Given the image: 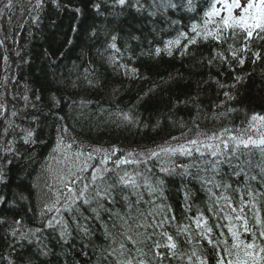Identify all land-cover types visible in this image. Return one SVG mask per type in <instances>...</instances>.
<instances>
[{"label":"trees","instance_id":"trees-1","mask_svg":"<svg viewBox=\"0 0 264 264\" xmlns=\"http://www.w3.org/2000/svg\"><path fill=\"white\" fill-rule=\"evenodd\" d=\"M144 1L154 0H139ZM211 2L192 0L193 10L181 13L183 4L187 6V0H171L177 7L157 21L141 17L128 4L114 6V0H42L40 7L30 5L34 2H17L3 10L0 34H6L10 39L8 44L0 39V76L11 92L7 96L15 97L14 100L22 102L23 106L13 117L6 119L0 116V160L3 161L5 155L13 160L5 172H2L3 163H0V264H88L85 254L94 259L103 248L101 244L107 243L105 237L95 231L91 221L81 220V223H87L88 235L78 232L72 226L71 214L63 210L56 217L62 215L69 221L72 236L68 240H73L71 247L58 246L57 239L61 240L58 227L40 231L31 239L29 235L21 238V233H26L25 227H18L15 222L37 213L45 198L41 199L40 186L47 183V178L36 165L47 152L49 140L58 127L52 116L48 117L42 109L32 110L31 104L46 111L60 113L62 108L72 112L80 125L93 133L98 132L95 138L84 137L87 139L79 142L98 146L122 143L135 148L152 145L159 139L172 140L176 133L177 136L182 135L187 131L180 127L189 123L188 118H194L190 121L195 127L184 136L193 138L197 132L211 135L220 133L222 129L237 134L248 127L254 113L264 116V44L255 41L250 45V52H239L238 56L245 60L243 65L228 52V43H233L232 40L220 44L211 38L204 40L199 37L185 50L183 45L188 43V39L180 36L179 45L173 43L174 48L167 51L162 45L160 54L156 53L155 44L160 42L168 21L183 26L180 33L193 35L190 32L192 24L203 22L204 12ZM97 4L99 9L95 7ZM33 20H39L38 24L35 25ZM113 35L121 48L130 51L122 66L124 55L117 63L108 64L106 60L113 57L112 49L108 47ZM242 43L241 39L234 46L239 48ZM214 49L225 54L226 62L222 63L217 57L209 65ZM257 50L261 58L254 64L252 53ZM132 69L136 70L135 73ZM236 77L241 79L237 81ZM224 92H229L232 99H227ZM113 97L119 99L118 104L112 103ZM83 100L93 102L95 107L82 114L86 109ZM100 104H104L102 108L106 111H111L110 119L113 112L128 113L139 122V127L125 137L121 134L122 121L108 125L106 121L110 119H106V111L93 113L101 108ZM228 109L234 111L229 112ZM85 114H88V121H84ZM29 130L33 136L24 143L20 139H24ZM119 139L128 142H117ZM173 159L176 162L177 159ZM258 160L257 151L253 165ZM181 163H190V159L182 157ZM160 166L153 160L148 165L122 164L121 170L150 167L154 175L163 179V198L157 203L170 206V215L176 217L172 223L174 229L178 224H189L188 218L195 217L198 211L209 218L210 225L227 223L217 221L214 214L207 211L209 193L199 179L159 173ZM258 172L255 167L251 170L252 175ZM177 176L183 185L178 183ZM217 179L231 185L226 194L238 201L239 193L232 189L243 185L244 176L232 175L225 163L221 164ZM251 187L264 191L257 181L251 182ZM186 192L189 196L187 201ZM130 199L134 201L135 197ZM144 199H151L147 192H144ZM141 207L146 209L148 205L142 204ZM260 208L261 222L264 223V200H261ZM81 210L86 212L89 209L83 206ZM122 211L125 212L126 208ZM248 215L251 216V212ZM191 228L195 230V224H191ZM13 229H17L15 235ZM219 229L216 228L215 233ZM242 238L249 242L252 239L249 234H242ZM228 239L230 241V237ZM180 240L184 237L181 236ZM195 244V241L193 245L187 244L186 249H192ZM38 251L48 253L40 256ZM207 259L209 264H215L213 251L207 253Z\"/></svg>","mask_w":264,"mask_h":264},{"label":"snow or ice","instance_id":"snow-or-ice-1","mask_svg":"<svg viewBox=\"0 0 264 264\" xmlns=\"http://www.w3.org/2000/svg\"><path fill=\"white\" fill-rule=\"evenodd\" d=\"M42 0H37L36 7H40ZM55 2V0H53ZM130 3V0H114V6L121 7ZM11 0H9V5ZM138 11L144 5L136 0L133 5ZM153 6L159 11L161 8L177 7L171 0H154ZM7 7V6H6ZM99 9V5H95ZM187 10L192 11V0H187ZM79 11V10H77ZM155 13H149L154 15ZM35 19V18H34ZM190 32L193 34L189 38V33H180L182 38H187L188 43L183 45L186 50L189 45L195 44L197 38L204 40L209 38L220 44L232 40L228 43V52L233 59H238L239 63H245L244 58L238 56L239 52H250V45L258 41L264 44V0H212L207 11L204 12L203 22H194ZM132 39H137L132 37ZM242 39L243 43L239 48L234 44ZM108 45L117 53V37H111ZM180 44V40L169 41L166 47L171 44ZM162 50L156 49L160 54ZM214 56L208 63L211 65L217 57L221 62H226L227 57L224 53L213 50ZM183 54V53H182ZM171 55V51H169ZM255 64L261 58L259 50L252 53ZM113 63H117L112 58ZM122 66V65H121ZM135 69L132 72L135 73ZM241 78L236 77L239 81ZM91 83V81H89ZM221 88L225 85H220ZM234 87V85H233ZM224 96L231 100L229 92H224ZM223 103V102H222ZM229 112L234 109H228ZM122 121L134 122L128 113H118ZM224 115V113H221ZM261 122L264 127V116L253 114L249 120V128L239 135L231 133L229 129H222L219 134L211 135L197 132L192 139L185 140L183 143L175 145L168 144L157 146L152 150L135 153L128 152L127 157L140 158H118L111 159L107 150L99 164L89 165L85 161L80 167H70L67 172L63 170L57 176L59 189H55L56 199L51 205H45L48 212L55 210L57 214L65 211L71 214V222L76 225V230L84 235L89 234L87 221L81 213V207L87 206L93 214L92 218L101 219V213H107L111 222V229L108 221L104 222V237L107 244L101 249L98 256L99 264H164L165 261H176L177 264H209L208 259L199 251L206 242L215 254V264H264V223L260 217V203L264 200V191L256 190L251 187V182L257 181L261 189H264V132H259L256 122ZM255 131L254 137L251 133ZM245 132L248 134L245 135ZM227 134V138H225ZM33 136L31 130L26 132L25 143H28ZM203 136V139H201ZM176 140V137L172 138ZM63 137L58 139V148L62 144ZM65 147L71 148L68 144ZM120 151L112 149V156ZM259 152V160L253 165V157ZM83 153H79L76 159ZM89 159H96L93 153L88 154ZM183 156L190 159V163H176L173 157ZM68 159V156H65ZM156 160L161 165L159 173L166 175L195 176L209 193V207L207 211L213 213V218L217 221H227V223L209 224V218L203 212H197L195 217H189V224H178L175 236L167 231L175 220L170 206L157 203L163 198L164 181L158 175L153 174L150 167L141 170L140 167L132 171H122L121 165H148ZM111 162L113 167L107 165ZM227 164L234 176H244L242 186L232 189L239 193V200H234L227 195L231 185L217 179L221 164ZM258 168L257 175H252V168ZM51 171V169H49ZM194 170V172L192 171ZM91 173L90 178L82 176L81 173ZM114 175V179L112 178ZM144 192H147L151 199H144ZM127 193V194H125ZM125 202L126 211L121 214L119 211H112V207L117 203V197ZM130 197H135L133 201ZM247 197V199L245 198ZM189 198L185 193V200ZM2 199V198H0ZM223 201V203H221ZM96 205L92 207V205ZM142 204H147L145 209ZM187 210L190 206L186 205ZM251 212V216L248 213ZM43 214V213H42ZM254 221V223H253ZM236 222H240L237 224ZM17 225L21 221L15 222ZM195 224V230L191 228ZM251 224V226H250ZM46 228H59V238L67 243L72 236V229L69 221L62 215L48 220ZM227 229V237L224 231L215 233V229ZM41 229L30 230L29 233H21V238L25 239L29 234L39 233ZM17 229H13L15 235ZM242 234L251 235V241L242 238ZM183 236L188 245H193L190 252L181 249L178 238ZM259 241V242H257ZM47 254V252H43Z\"/></svg>","mask_w":264,"mask_h":264},{"label":"bare ground","instance_id":"bare-ground-1","mask_svg":"<svg viewBox=\"0 0 264 264\" xmlns=\"http://www.w3.org/2000/svg\"><path fill=\"white\" fill-rule=\"evenodd\" d=\"M17 2H19V3L34 2V3L30 4V5H32V4H36L37 0H11L10 6H8L9 0H0V14L3 12V10L15 5ZM156 2L159 3L160 1L156 0ZM140 3L144 5V8L140 11H138L136 9V7L133 6L134 4H136V2L133 3L132 1H130V3H128V5H129V8H132V10L134 12L141 14V17H145V18L153 20V21L164 19L168 13L173 12L172 7L161 8L159 11H157V9L153 6L154 1H144V2H140ZM186 11H188L187 6H186V4H183V8H181L180 12L181 13H187ZM150 12L155 13V14L149 15ZM168 19L169 20L171 19L170 16L168 17ZM196 19H197V17L194 18V21ZM38 21L39 20H33L32 22L35 23V25H36V24H38ZM164 29H165V31H163V33L160 36L161 37L160 42L155 44V47L158 48V47L163 45V50L167 51L170 47L172 48V46H173V44H171L170 46L166 47V45H168V42L169 41H175V40L179 39L180 31H183L184 27L179 26V25L177 26L174 24V22L168 21V23L165 24ZM172 31H174V32H172ZM23 32H25V30H23ZM190 37H191V34H189V38ZM0 39L4 40L8 44V40L10 39V36L1 33ZM109 40L111 41V39H109ZM111 42H109L108 45ZM117 47L120 49V53H117L114 49H112V55L114 58L117 59V62H120V58L124 55V58H123L122 63H121V65H122V64H124V60L128 57V53L130 54V51L128 49L125 50L123 47L121 48L118 44H117ZM109 49H111V48L109 47ZM160 49H161V47H160ZM10 53H12V52H10ZM113 57H107L106 58L108 64L113 63V62H111ZM5 83L3 82V78L0 76V94L1 93L10 94L11 93V92H9V90L6 89V87L4 85ZM14 95L16 96L17 94L15 93ZM12 98H15V97H12ZM113 98H114V101H112V103L118 104L119 99H116L115 97H113ZM117 98H120V95H118ZM84 102H85L84 105H86V107H85L86 109L84 110V112H82V114L86 113L87 110H89L90 108L95 107L94 103L91 101L85 100ZM103 105L104 104H100L99 106L101 108H99L95 112H93V111H91V112L97 114L99 112L106 111L104 108H102ZM22 106H23L22 102H19V101L13 99L10 103H7L4 112L0 116H4L6 119L13 117L17 113V111H19L21 109ZM31 106H33L32 110H34V111H37L38 109H42V111L45 112L48 117L52 116L56 120V122L58 123V127L55 128V131L53 132L54 135H52L51 140H49V144H48L49 148H48L47 152H45L43 154L42 158L39 160L38 164L36 165V166H38V171L41 170V172H43L47 178V183L41 184V186H40V190H42V198L41 199H43L44 197L45 198L42 201L40 208L38 209L37 213L35 212L34 215L28 217L27 218L28 220L27 219H19V221H21V224L17 225L18 227H25L26 233H29L30 230H35V229H41V231L46 230V229H51V228H46L45 225L47 224L48 220L52 219L54 216L57 215L55 210H53L52 212H48L45 209V205L46 204L51 205L53 203V201H55L56 197L54 196L53 190L60 188V185L57 183V180H55V178H54L53 182L50 183V181H49V174H50L49 168H53L55 159L59 158V153L68 152L69 154H71L72 148L69 149V148L65 147L66 145H68V144L72 145V143L77 145V143H82V142H79L80 140L83 141L87 138H90V139L95 138V136L98 135V132L93 133L94 131H92L90 129L88 130L85 126L80 125L79 121L76 119L78 117L76 115H71L72 112H69L67 110H63L61 108L62 112L57 113V111H51V110L46 111L43 107H41L39 105L31 104ZM63 112L65 115L63 114ZM106 112H107L106 114L108 115V116L106 115L107 116L106 119H110L109 113L111 111H106ZM117 114H118L117 111L111 113L112 119L106 121V123H109L108 125H114L115 123H117V120L122 121L121 119L118 118ZM85 115H86L85 118L83 116L84 121H88V119H87L88 114H85ZM191 119H194V118H188L189 123L185 126L182 125L180 127V129H184L187 132H184V133H182V135H179V136H177L178 133H176L174 136L177 138L176 140L192 139V138H187L186 136H184V135H187V133H189L195 127V124H193V122L190 121ZM103 120H104V118H103ZM132 120L134 121L132 123H129L126 121L121 122V126H122L121 134H123L125 137L130 136V135H128V133L133 132L134 130H136L139 127V122L135 121L134 119H132ZM183 123H184V121H182V124ZM60 137H63L61 147H63L65 149L64 151H60V150L57 151L58 139ZM84 137H87V138H84ZM20 140H22V142L25 143L24 139H20ZM159 140L160 141L152 143V145H149V146L140 145L137 147V149L150 150L153 146L156 147V145L160 144L161 142L166 143V142L171 141V139L169 141L166 139H164V140L159 139ZM44 141H47V140H44ZM117 142H128V141L119 139ZM83 144H85V143H83ZM86 145H90V144H86ZM91 146H95V147H97V149H100V150H109L107 152H108L109 156L111 157V159L113 158L112 157V149L113 148H116V149H119V148H135V147L125 146L122 143H117L116 145H109V146H107V145L106 146H98L96 144H92ZM103 152L104 151H98V153L94 152L95 153L94 156L96 157V159H94V160L92 159L90 165L99 164L101 158H98V157ZM182 157L183 156H176L175 157L177 159L176 163H181ZM12 161L13 160L9 156H6V155L4 156L3 161L0 160V163L1 162L3 163L2 172H5L7 170V168L9 167V165ZM110 164H111V162H109V165ZM51 175H52V177H55L53 174V170H51ZM81 175L90 178L91 173L89 171L87 173H81ZM176 179L180 185H183V182L179 180V176H177ZM176 186H178V185H176ZM183 189H185V187H183ZM95 206H93V207H95ZM111 207H112V211H114V212L119 211L122 214V212H123L122 209L125 208V202L118 196L117 197V203ZM88 209L89 210H87L86 212H85V210H81L82 215L84 217H88L89 219L87 221H91L94 225L95 231H97L98 234H100V235H102V237H104V227H103L104 222L108 221V227L111 229V222L109 221L108 214L102 212L101 213V219L97 220V219L92 218L93 214H90L91 210H90V208H88ZM72 226L76 227L75 224H72ZM174 227L171 224L170 226H168L167 231L170 234H173L175 236L176 229H174ZM220 231H224L226 234L225 238H228L227 237V229H219V232ZM29 236L31 239L32 234H29ZM57 241H59L58 246H60V247H61V245L69 246V247H71L73 245V242H72L73 240H68L67 243H65L62 240H58V239H57ZM178 242H179L181 249H183L187 252L191 251V249H186L187 244L185 243L184 240H180V237L178 238ZM105 243H106V241H105ZM203 244H204V246L202 248H200L199 251L203 253L205 258H207V253H210L212 251V249L210 246L207 245L206 242H203ZM32 245H33V243H32ZM101 245L103 247L105 246V244L104 245L101 244ZM38 252H39L40 256L45 255V254H43V252H45V251H38ZM84 252H87V251L84 250ZM66 253L68 254L69 258L71 259L70 252L68 249H66ZM99 254H100V251H99ZM99 254L93 259V258L88 257V253H86L85 254V256H86L85 260L87 261L88 264H99V261H98ZM77 264H79V263H77ZM164 264H177V262L174 260L173 261H165ZM184 264H187V259H185Z\"/></svg>","mask_w":264,"mask_h":264},{"label":"rangeland","instance_id":"rangeland-1","mask_svg":"<svg viewBox=\"0 0 264 264\" xmlns=\"http://www.w3.org/2000/svg\"><path fill=\"white\" fill-rule=\"evenodd\" d=\"M13 99L14 98L8 97L7 94H5V93H1L0 94V115L4 112L5 107H6V103L7 102L9 103ZM30 109L31 108L28 109V112H30ZM26 110H27V108H26ZM256 124H257L258 131L259 132H264V127L260 126L261 122L257 121ZM248 128H249V125H248V127L246 129H248ZM241 132H244V131H242V130L240 131L239 130L238 133L235 134V135H239ZM247 134L248 133L245 132V135H247ZM251 134L254 137L256 136V132L255 131H253ZM225 138H227V134H225ZM201 139H203V136H201ZM185 140H188V139L171 140V141H169L167 143L171 144V145H175L177 143H183ZM160 145H165V142L157 144L156 147L160 146ZM156 147L153 146L150 150L155 149ZM71 148H72V153L71 154H69L68 152L59 153V158L55 159L53 168H49V169L53 170V174L55 176V177H52L51 171L49 170V173H50L49 174V181H50V183L53 182L54 178H55V180H57V176L59 175V173L62 170L64 172H67L68 168H70V167L78 168L85 161H87V163L90 165L92 159H89L88 154L89 153H93V154L98 153V151H96L97 147L91 146V145H86V144H83V143H77V145L72 143V147ZM64 150L65 149L63 147H61V145H60V151H64ZM119 150L120 151L115 153V156H112L113 160L121 158V157L128 158V159L140 158V157H127V153L128 152L139 153V152L145 151L144 149L140 150V149H137V148H119ZM107 151H109V150H107ZM79 153H83V155L79 156V159L77 160L76 157H77V155ZM66 155L68 156V159H65ZM103 155H104V152L101 153V155L98 158H102ZM107 166L113 167L112 164H110V165L108 164ZM53 193H54V196L56 197L54 190H53Z\"/></svg>","mask_w":264,"mask_h":264}]
</instances>
